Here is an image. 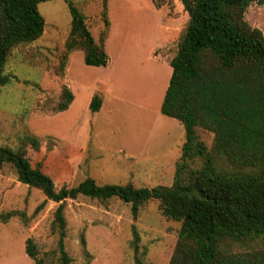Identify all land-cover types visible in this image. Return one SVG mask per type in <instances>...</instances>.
<instances>
[{
    "label": "trees",
    "instance_id": "1",
    "mask_svg": "<svg viewBox=\"0 0 264 264\" xmlns=\"http://www.w3.org/2000/svg\"><path fill=\"white\" fill-rule=\"evenodd\" d=\"M46 1L51 0H0V88L15 78L4 73L10 52L42 36L44 21L37 6ZM64 1L70 29L61 66L73 51H82L86 66H105L108 0L101 3L103 29L98 40L83 14L70 0ZM178 1L187 22L177 40L165 48L173 53L160 106V113L179 121L184 131L170 186L98 185L86 178L76 186L57 189L41 170V162L33 167L27 157V148L40 150L37 137L22 136L16 149L0 146V168L10 165L17 182L43 195L35 212L47 202L56 205L51 227L57 234V264L72 263L64 247V209L67 200L79 196L101 203L118 199L129 205L133 221L145 205L156 202L166 220L178 223L167 264H264V34L245 19L250 5L263 6L264 0ZM72 100L63 86L52 112L65 111ZM101 103V95L93 94L90 114L97 113ZM199 130L211 135L209 146L200 140ZM12 218L25 221L26 214L0 213V223ZM131 232L134 264H142L134 225ZM80 243L87 257L83 238ZM24 250L34 264L45 263L32 239L25 241Z\"/></svg>",
    "mask_w": 264,
    "mask_h": 264
},
{
    "label": "rangeland",
    "instance_id": "2",
    "mask_svg": "<svg viewBox=\"0 0 264 264\" xmlns=\"http://www.w3.org/2000/svg\"><path fill=\"white\" fill-rule=\"evenodd\" d=\"M70 1L83 14L93 38L98 40L103 29L102 0ZM162 1L165 0H153L156 4ZM149 3L150 0L107 1L106 13L112 28L106 48L116 57L123 46L117 81L125 97L122 96L123 102L115 106L112 115L96 122L88 119L91 115L87 109L85 112L83 101L86 92L93 93L102 73L84 64L82 51L69 53L61 66L70 29L64 0L38 4L37 11L44 21L42 36L20 45L8 56L4 73L15 78L0 88V146L16 149L22 136L37 137L40 150L27 148V157L33 167L41 162V170L57 189L76 186L85 178H92L98 185L131 183L137 188L172 184L176 144L181 140L182 129L177 130L172 119L160 113L158 103L168 73L162 72L152 60L151 75L146 67L152 33ZM245 19L264 34V5L251 4ZM164 50L158 53L168 60L172 48ZM64 73L77 97L75 111L68 117L51 118L55 114L52 109L59 102ZM148 93L151 96L146 103L150 100L151 106H140ZM84 131L88 145L77 164L78 154L72 146L83 143ZM198 135L205 145H210V134L199 130ZM126 149L142 154L139 164L126 157ZM146 160L150 162L141 165ZM43 199L39 191L17 182L10 165L0 168V213L18 210L26 214L25 221L12 218L0 223V264H34L24 250L28 238L34 242L38 257L45 259L44 264H57V234L51 227L56 205L47 202L35 212ZM64 217V247L71 264H84L87 260L88 264H134L133 225L139 235L138 257L142 264H167L176 243L178 223L166 220L154 201L145 205L133 221L129 205L118 199L101 203L79 196L66 201ZM81 238L87 242V257Z\"/></svg>",
    "mask_w": 264,
    "mask_h": 264
},
{
    "label": "crops",
    "instance_id": "3",
    "mask_svg": "<svg viewBox=\"0 0 264 264\" xmlns=\"http://www.w3.org/2000/svg\"><path fill=\"white\" fill-rule=\"evenodd\" d=\"M148 12L151 14V22H152L151 23V31H152V33H151V43L148 46V60H147V62H148L149 66H146V67L149 69L148 73L151 75V60L155 61V63H157L156 67L161 69L162 72L165 71L168 73V77H167V85H168V81H169L170 74H171V68L168 64V60L163 58L162 55H159L158 51L164 50L166 47L173 44L177 40L181 30L184 28V26L187 22V14L183 11V7L178 0H165V1L160 2L159 4H156L153 2V0H150ZM110 28H112V26L109 22L107 37H106L105 43H104V50H105V53H106L107 58H108L107 64L105 66H101V67L88 66V67L93 68L96 71H99L102 73V76L94 84L95 89H94L93 93L91 94V93L86 92L84 95L85 97H84V101H83L84 102L83 108H84L85 112H86V109L89 112L88 106H89V102H90L93 94L98 93L102 97V103H101V107H100L99 111L97 113L90 114L91 118H88L91 122H93V121L96 122L99 118H101L105 115H107V116L112 115L113 109L115 108V106L117 104L123 102L122 96L125 97V95L123 93H120L119 82L117 81V73L119 72L118 66L121 63V60L123 61V53H122L123 46L120 47V51L116 55V57H114L113 55H111L107 52V48H106L107 43L111 37ZM154 66H155V64H154ZM65 74L66 73H64V77H63V86L67 87L69 89V91L72 93L73 100L65 111L55 113L51 116V118L54 116H57L59 118L68 117L71 113H73L75 111L77 97L72 92L71 84L65 80V76H66ZM146 78H148V77H146ZM148 84L151 85L150 82ZM167 85H166V87H167ZM165 90H166V88H164V93H165ZM164 93L162 94V96L159 100V103H158L159 106H161ZM150 96H151V93L150 94L148 93V95L145 97V103L141 102V104H144V105H140V104L139 105L142 107L151 106V103H149L150 100L148 101V103H146V100H148V98ZM89 120H88V123H89ZM171 123H173V125H175L177 130L182 129L181 130V140L179 138V142L176 144V157L174 159V166H175V163L177 162V160L180 157V149H181V146L184 142V131H183V127L179 121L172 119ZM86 133H87L86 131L83 132V134H84L83 140L84 141H83V143H81L82 145L79 144L77 146H75V145L72 146L73 149L76 150L77 154H78L77 164H79L81 162V158H83V156L85 154L84 148H86L88 145L86 143V141L88 140ZM71 140H74V139H71ZM127 148H128V150L132 149L129 147H127ZM128 150H127L128 153H127L126 157H128L129 160H131L132 162L139 164L140 160L143 157L142 154L136 153L134 151L133 152L128 151ZM120 151H122V153L125 154V149L123 150V148H121ZM96 155H98V154H96ZM149 162H150V160H146L141 165H147ZM149 171H150L149 175H151V168L149 169ZM147 172H148V170H147ZM144 174H145V176H147L146 173H144ZM85 244H87L86 241H85Z\"/></svg>",
    "mask_w": 264,
    "mask_h": 264
}]
</instances>
